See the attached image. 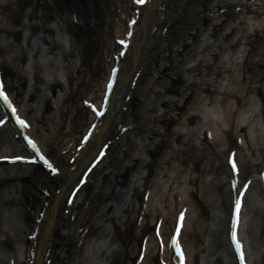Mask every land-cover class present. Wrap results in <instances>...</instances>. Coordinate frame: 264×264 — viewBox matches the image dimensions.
Listing matches in <instances>:
<instances>
[{
  "label": "bare ground",
  "instance_id": "bare-ground-1",
  "mask_svg": "<svg viewBox=\"0 0 264 264\" xmlns=\"http://www.w3.org/2000/svg\"><path fill=\"white\" fill-rule=\"evenodd\" d=\"M245 1L246 2L241 1L232 3L230 0H180L175 4L173 0H155L154 7L151 10L147 9L148 4L139 7L141 13L139 20L133 27L135 31L131 38L132 44L129 46L125 57L121 60V78L112 95L111 112L106 114L102 120H99V122H102L101 125H98L97 131L95 130L86 147L79 152L73 164L76 169H70L71 164L68 163V156L73 155L72 153L76 151L77 147H84V144L79 141L83 135L88 132L90 123L96 120L94 114L89 109L91 104H88L87 100H89V102H91V100H96L95 104H100L103 96V88L108 77L107 72H109V68L113 63V56L121 50V48L115 44V41L118 42L119 38L123 39L125 34L130 33L128 23L134 18L133 13L135 6H133L130 0H9L7 4L4 5V9L7 11L11 23H19L21 21V16L25 15L28 17V20L32 21V26L35 29L42 30L46 33H51L53 31V27L50 24L52 21L57 18L63 19L70 33L68 44H70L71 58L69 57L68 59V68L70 67L71 70L68 75V82L62 80L58 72H51L48 75L38 77V81L42 82V84L38 86V92L36 93L37 86H28L29 77L27 79V76L24 77L21 75V72L19 74L18 70L10 69L5 66L4 49L0 39V72L3 75L6 89L10 91L13 99L19 103L22 101L19 97L24 95L23 98H25L28 94L29 103H26L28 110L37 112L43 109L40 119H46L45 125L49 124L47 126L49 134L46 137L37 129L36 115H31L29 113L27 115L34 125L33 134L39 139L47 153L57 160L62 170L59 175L51 176L49 172L42 169L39 165L0 164V197L4 198L6 195L14 194L15 196L12 197L13 200L16 197V202L24 207L22 217L21 214H18V221L15 226L18 231L17 236L22 240V248L18 250L12 244L9 231L4 229L3 224L6 221L5 213L0 206V243L9 244V249H5V245H1V264H8L9 251L11 250L16 254L17 264H47V259H51L50 264H86L83 253L89 243L90 235L94 232L95 234H100V236H105L104 229L98 233L97 224L95 222L91 223L89 216L85 219L88 212L87 210H92V205L95 203V197L92 196L90 192L91 184H85L82 189L78 191V196H80L81 201H76L73 206L68 207L66 205L65 197L76 184L81 173L91 160L93 149L96 146L100 147L104 145L109 140L111 141L108 153L102 160L103 165L95 168L92 172L93 176H98L104 172L106 166L112 161L111 158L113 157V153L121 149V144L129 133V131L126 132L127 134L125 131L122 132V128L128 127L127 130L132 129V132L135 130L133 129V120L139 117L136 110L137 106L140 105L143 100L140 96V91L145 90V80H152V82H157L159 84L162 82L167 85V78H173V76L176 75V72L171 71L172 67H175V62L178 60L175 56L182 54L185 48L192 43L187 41L189 36L194 34L192 30L197 28V32L195 33L196 41L197 36L204 33L207 35L209 32L208 30L211 29V26L202 28V23L198 26H192L189 25L190 22L192 20H196L197 23L201 20L208 21L215 30L219 25H222L221 23L219 24V21L221 19L223 21L225 16L227 19L230 16L234 17L239 15V12L235 13L232 11L234 7L236 8L240 5L241 8L252 9L253 11V5L258 4L257 0ZM105 2L108 10L106 18H104V7L101 5V3ZM249 2H252V4L249 5ZM13 4H16L15 8ZM196 4H200L198 9H195ZM260 4H264V2L258 5ZM191 5L193 9L192 13H184L185 6ZM162 16L163 20L161 18ZM101 19L104 20L101 21ZM35 20H39V22L36 23ZM177 21L179 23L188 24L189 27L182 33L179 38V43L175 44L170 42L173 40L170 36H173L175 30L178 28ZM91 23H93V26ZM229 23L226 22L224 26H222L224 30H226ZM98 27H102V31ZM155 27L156 30L153 36L154 38L160 37V41L157 45L153 44L151 40V33ZM165 27L167 28L166 38L162 36ZM219 29L220 28L216 30L218 31ZM1 30L14 37L20 36V30H13L8 26H3ZM257 32H262L264 38V28L261 25ZM230 34H232V31L228 33L227 36ZM186 35L187 37L184 38ZM181 46L183 47L182 49L180 48ZM255 55H258V59L255 62L258 71L255 76L245 77L246 81H248L245 93L256 92L260 95L264 110L263 88H261V86L251 85L253 82L255 84L257 82L264 83V51L262 53L255 51ZM115 57L119 56L116 55ZM247 64L248 62L244 67H248ZM24 71L26 70L24 69ZM137 74L141 76H139L140 78L137 85L132 87L131 83L129 84V80L131 77L134 78ZM156 74L159 75L155 79L154 77ZM162 74L165 76H162ZM161 76L163 79L165 77L164 81H159ZM172 82H175V84L178 82L179 84V79L172 80ZM173 84L174 83L168 88L169 92L180 93L182 96L176 99L171 97L165 102L163 101L165 106L170 109L156 111V115L153 116L152 121L156 124L154 125V130L157 134L153 137V140L146 149V152L152 159L161 147L167 145L168 139L165 138V135L169 134L171 131H173V133L181 131L180 128L175 130L176 125L173 129H169V126L168 129H163L164 124H173L175 120H181L179 123L184 124L194 116L188 115L189 109L187 108L185 112L176 117L177 114L174 113L171 107L173 105H180L182 97L187 95V89H190V87L188 86L187 89L179 92V88L175 89V85ZM42 86H44V90ZM58 87H60V90H57ZM210 87L211 84L208 85L207 90H210ZM31 88L33 89L31 90ZM152 88L151 86L148 89L149 91H145L150 93ZM228 89L229 88L226 87L224 91L226 92ZM48 90L52 92V95H49ZM230 91L233 93L238 106H240L241 93L243 92L242 88L236 87L234 92L232 89ZM129 95L130 99H125V97ZM191 96H193V92L187 95L189 98H191ZM30 101L33 102V104H31ZM222 112L223 121L221 125H213L212 131L213 136L216 137L221 127L229 125L228 128L224 127V129H222L226 140L222 141V143L219 144V148L216 150L220 170L215 173L211 171L207 177H205V180L213 184V188H215L216 185L220 186L221 192L226 193V196L230 198L228 179L231 171L230 167L227 165V155L230 152V148L235 145L234 137L236 135L240 137V134H238L240 133L239 131L245 130L241 128L237 132L233 130L232 127L234 120L240 118L239 110L233 111L227 108L226 105ZM1 114L2 113H0V117ZM48 118L53 121L47 122ZM13 127L15 130L13 133H10L8 128L0 129V152L5 153L0 155H8L7 153H13L11 155H15V153L18 152L17 145H15V141L11 138V135L13 136L16 134L20 140L22 139V141H24V144L26 143V137L21 135V125H13ZM235 129L237 130V128ZM50 131H52V133ZM54 133H58V137L55 141L50 139ZM118 135L120 138L116 139ZM159 136L160 139L158 138ZM7 138L9 145H5ZM205 138L207 139V136L204 137V140L207 142ZM260 146L261 141L259 137L251 141L250 148H254V151ZM9 149H13V151L6 153L5 151ZM185 151V149L182 150V152ZM34 158L42 165L43 158H41L39 154H34ZM191 158L193 168H200L199 157L192 154ZM5 160L7 159H0V162ZM141 163L151 168L153 160H148L147 157H143L142 155H138L137 157L133 155L127 162L121 163L118 166L115 165L109 174L104 176L105 182H107L109 178L112 179L109 187L112 186L113 189L118 188L119 191H123L124 194H129L130 191L133 190L131 198L129 200L126 199V201H129V204L127 208L123 210L125 212L124 214H126L125 216L118 217L112 214V205L104 216L106 220L114 226L117 237L124 246L121 251L116 247L113 248L110 251L111 255L105 258V260L107 259L105 264H131L137 258L143 236L153 227H151V222L153 220H158V218L164 219L160 233L162 232V234H164V239L168 237V241L165 239L167 243L170 242L171 227L175 221V215L178 211L177 207L183 204L175 200L176 193L172 192L175 190L178 193L182 192L184 197H186V188L178 184L168 189L167 193L164 195L166 213H164V207H160L158 211L152 210L151 204L153 201V194L151 193L149 207L147 212H145L144 219L141 222L142 224L136 226L140 216L143 214V197L150 182V174L148 172L144 175L145 170L141 171L135 179L130 178V173L133 168L139 166ZM260 164L262 163L252 160L249 166H245L246 169L242 174V178L254 176L255 170L262 167ZM261 170L262 169H260L259 172ZM194 178H192V180ZM189 179L192 181L191 178ZM7 182H14V189L8 188L6 186ZM194 182H196V184L198 183L199 186L201 184L199 177H197ZM197 187L198 186H196V189H200ZM58 188H60L61 191L56 194L55 191ZM205 189V192H207V188ZM213 191L216 192L215 189H213ZM214 192H211L210 195L213 198H217ZM88 199H90L91 204L89 208L84 211L85 201ZM135 200H138V207H136L137 204ZM187 201L189 202V200ZM187 201L184 200V203ZM5 202L9 203L10 200L6 199ZM107 205V203L104 205L105 208ZM124 205L126 204L123 203L122 206L124 207ZM200 207L203 212V206ZM42 209H45V213L41 222H39L38 213ZM64 209H69L68 215L64 214ZM190 212L191 204L186 217L185 227L181 232V242L185 246L186 255L188 257L187 264H191L193 259L197 260L193 255V251L187 239L189 235L187 227L191 220ZM75 213L76 217L78 214L82 215L81 221H76L77 227L73 231L64 232V226L70 223L68 220ZM261 220V222H257L258 226L256 231L259 233L260 238H264V219L262 218ZM36 227L39 229L36 239L33 237L30 238L29 236L26 237V230L29 229V235H33ZM87 228L88 230H86ZM133 229L136 231L133 232ZM202 231L203 229H200V226L199 229H195L193 235L197 243L202 242ZM226 231H228V228ZM239 232L240 230H238V235ZM82 238L84 239L82 247L77 250V245ZM261 246L264 247V242H261ZM227 247H229L228 243ZM156 248L157 243L151 235L149 238L147 255L142 264H159L156 263L159 262L158 254L155 255ZM31 249L34 252L33 257L30 254ZM166 251L167 244L161 253L163 259L166 257ZM230 255L231 261H233L234 256L232 252ZM167 257V264H172V255L169 251ZM232 264L236 263L232 262Z\"/></svg>",
  "mask_w": 264,
  "mask_h": 264
},
{
  "label": "rangeland",
  "instance_id": "rangeland-1",
  "mask_svg": "<svg viewBox=\"0 0 264 264\" xmlns=\"http://www.w3.org/2000/svg\"><path fill=\"white\" fill-rule=\"evenodd\" d=\"M0 1V39L4 49L5 66L10 69L18 70L19 74L21 72V75L24 77L27 76V79L29 77L28 86H37L36 93L38 92V86L42 84V82L38 81V77L48 75L51 72H58L62 76V80H68V75L71 70L70 67L68 68V59L69 57L71 58V55L70 44H68L67 40L69 34L66 25L61 21L57 22L54 20L52 22L53 31L51 33H44L35 29L31 21H29L28 17L25 15L21 16V21L19 23H11L7 11L4 9V5L7 4L9 0ZM173 1L175 4L178 2V0ZM102 6L104 7V18H106L108 11L106 2L102 3ZM199 6L200 4H196L195 9H198ZM192 11V5L185 6L184 13L188 14L192 13ZM262 11L263 12L260 10L258 14L248 13L237 17H229L227 19L225 16L223 21L222 19L219 21V24L221 23L222 25H217L218 27L215 28V30L211 25L208 34H202L196 41L195 33L197 29L194 28L192 30L194 35H190L187 39L188 42L192 43L185 48L181 55L175 56L178 60L175 62V67H172L171 71L174 70L176 75H174L173 78H167V85L162 82L160 84L154 82L150 93L148 92L149 90L140 91V94L143 95L140 96L144 100L142 108L149 112L151 116L156 115L154 109H170L165 106L163 101L165 102L171 97L174 99L178 97L181 98L182 95L180 93L169 92L168 88L172 83H174L175 89L179 88V92L187 89L189 86L190 89H187V95L193 92V96H191V98L187 97V95L183 96L180 105H173L171 108L174 113L177 114L176 117L180 116L179 113H183L185 108H191L189 109L191 113L188 115L194 116L184 124H179V120H175L173 124H164L163 129H168V126L169 129H173L176 125L175 130L180 128L181 131H177L176 133L171 131L169 134L165 135V138L168 139V143L166 146L159 149L153 159L146 152V149L153 140V137L157 134L153 129L156 124L154 121H151L150 125L152 128H149V123L143 118L142 122H140L143 128L138 134L132 133L130 134L131 136L125 137V140L121 144L122 148L113 154L111 158L112 161L106 166L104 172L93 179L90 192L91 195L95 197V203L92 205V210H87L86 216L90 217L91 223L95 222L97 224L98 233L104 229L105 236H100V234H95L94 232L90 235L89 243L83 253L86 264H105L107 260H105V258L111 255L110 251L113 248L116 247L121 251L124 247L117 237L114 226L108 222L104 216L111 205L113 208L112 214L118 217L125 216L126 214H124L125 212L123 210L127 208L129 204L128 200L131 198L133 190H131L129 194H124L123 191H119L118 188L113 189L112 186L109 187L112 179L109 178L107 182H105L104 176L109 174L115 165L118 166L121 163L127 162L133 155H135V157L142 155L147 157L148 160H153L151 168L141 163L139 166H135L130 173V178L135 179L141 171L145 170L144 175L149 172V185L151 186V192L153 194V201L151 204L152 210L156 211L160 209V207L166 205V202H164V195L169 188L178 184L186 188L185 198L189 200L191 204V220L187 227V232L189 233L187 239L190 243L193 255L197 258V260L193 259L191 264H232L225 233L229 197L226 196V193L221 192L220 186L216 185L215 188H213V184L205 180V177H207L211 171L215 173L220 170L219 160L216 156V150L219 146L216 139L206 142L203 133L205 128L209 126V122H219L220 119L218 117H222L221 113H223V108L226 105L227 108L231 107L234 111L239 110L241 115L244 113L243 124L247 127L246 132L251 133L250 140L255 135L259 134V128L261 129V127L263 128L264 126L263 102L260 95L256 92L245 93L248 86V81H246L245 77L255 76L258 71L255 65L258 55H255V51L258 53L264 51L263 33L257 32L260 25L264 28V9H262ZM103 20L104 19H101V21ZM226 22L230 23L226 30H224L222 26H224ZM191 23L192 22H190L189 25H191ZM200 23H202V28H206L209 25L208 21L201 20L196 23V25L192 26H198ZM189 25L177 21L178 28L175 30V34L170 36V38L173 39V43H179V38ZM3 26H8L13 30H20V36L14 37L11 34H7L5 31L1 30ZM218 28L220 29L217 31L216 29ZM99 29L102 31L103 28L100 27ZM231 31L232 34L227 36ZM43 37H45L46 40L45 38L43 39ZM186 37L187 35L184 36V38ZM180 48L182 49L183 47L181 46ZM247 62L248 67H244ZM24 69L26 71H24ZM163 75L164 74H162V76ZM162 76L160 80L158 79L159 81H164L165 77L163 79ZM178 79L179 84L178 82H176V84L172 82V80ZM253 83L251 85L261 86L264 90V83ZM210 84V90H207ZM226 87L229 89L225 92L224 89ZM236 87L242 88L243 91L241 93L242 96L240 95L242 100L240 106L236 104L233 93L230 91L232 89L234 92ZM43 88L44 86H42V89ZM32 89L33 88H31V90ZM57 90H60V87H58ZM48 92L49 95H52L50 90H48ZM23 96L24 95H21L19 99H22L21 105L25 112L36 115L37 129H39L45 137L48 136L49 131L47 130V126L49 124L45 125L46 119H40L43 109L37 112L28 110V106H26V103H29L28 94L25 98H23ZM30 103L33 104L31 101ZM48 121L51 122L53 120L48 118L47 122ZM146 126L148 127L147 130H145ZM50 132L52 133V131ZM57 134L58 133H54L50 139L55 141L58 137ZM158 138L160 139V136ZM221 138L222 137H220V139ZM248 144L247 142L241 149L246 159H250L251 156L248 152ZM6 145H9V143H6ZM261 147L262 150L258 152L259 160L264 161V143L261 144ZM183 149L186 151L182 152ZM192 154L199 157L200 168H193L191 163ZM197 177H199L200 186L198 183L196 184V182H194ZM189 178H191V180L192 178L194 179L190 181ZM14 184V182H7L6 186L10 189H14ZM196 186H198L197 188H200L201 191L200 189H196ZM205 188H207V192H205ZM213 189H215L216 192H214ZM257 189H255L251 197H249L247 209L248 216L245 228L249 237L253 262L255 264H264V250L261 251L260 249L261 242H264V238H260L259 233L256 231L258 226L257 222H261L262 218L264 219V194L261 195L259 202H255V196L258 192L256 191ZM211 192H214L217 198H213L210 195ZM13 196L15 195L9 194L4 198L0 197V206L5 213L6 221L3 224L4 229L9 231L12 244L18 250H21L22 240L18 238V231L15 226L18 221L17 216L21 214L22 217L24 207L16 202V197L13 200ZM6 199H9L10 202H5ZM126 199L128 200L126 201ZM106 203L108 205L105 208L104 205ZM123 203L126 204L124 207L122 206ZM200 206H203V212ZM165 208L166 207H164V209ZM77 221H81V219ZM199 226L200 229H203L201 243H197L193 235L195 229H199ZM66 227L71 230L75 229L77 227L76 221H71ZM1 245H5V249H9V244L0 243V249Z\"/></svg>",
  "mask_w": 264,
  "mask_h": 264
},
{
  "label": "snow or ice",
  "instance_id": "snow-or-ice-1",
  "mask_svg": "<svg viewBox=\"0 0 264 264\" xmlns=\"http://www.w3.org/2000/svg\"><path fill=\"white\" fill-rule=\"evenodd\" d=\"M145 2H146V0H138V3H145ZM133 23H135V21H133ZM122 43H124V42L122 41ZM2 90H3V80L0 79V92H2ZM3 94L5 96H7V93H3ZM101 114H103V113H101ZM22 122L23 123H27V121H22ZM29 139H31V138H29ZM32 143H33V145H35V141H32ZM235 156H236V154L233 152L231 154V164L235 168V171L237 173H239L240 169H239V166L237 165V161L235 159ZM0 159L25 160V159H28V157H24V156L0 157ZM45 159H47V157H45ZM48 166L50 168H53V170L55 172H59L60 171V169L59 168H56L51 163V161H48ZM236 182L239 183L238 180ZM248 183H251V182L249 181ZM244 191L245 192L247 191V186H245ZM241 205H242V197L238 198L237 203H236V208H235V220H236L237 226L239 225V220H240V209H241ZM161 223H162V221H161ZM182 227H183V215H181V217H180L179 227L176 229V237L173 239V242L175 244H177V245L180 244L179 236H180V230H181ZM157 232L159 233V229H157ZM234 237H235L236 246L238 247L239 252H240V259L242 261H244V259H245V252H244L243 244L240 241L238 235H236V233H234ZM160 242H161V246L163 247L164 240H163V236L162 235L160 236ZM183 256H184V252H183V248L181 247V257H183ZM164 264H167V261H164ZM245 264H246V261H245Z\"/></svg>",
  "mask_w": 264,
  "mask_h": 264
}]
</instances>
